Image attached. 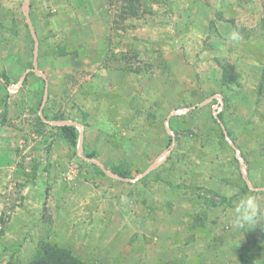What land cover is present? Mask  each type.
I'll use <instances>...</instances> for the list:
<instances>
[{"label":"rangeland","instance_id":"1","mask_svg":"<svg viewBox=\"0 0 264 264\" xmlns=\"http://www.w3.org/2000/svg\"><path fill=\"white\" fill-rule=\"evenodd\" d=\"M134 1L0 0V264L41 240L98 264L188 242L206 264L219 247L260 264L264 220L231 210L264 203V0ZM92 149L130 177L96 173Z\"/></svg>","mask_w":264,"mask_h":264},{"label":"trees","instance_id":"2","mask_svg":"<svg viewBox=\"0 0 264 264\" xmlns=\"http://www.w3.org/2000/svg\"><path fill=\"white\" fill-rule=\"evenodd\" d=\"M131 2H135L134 0H130ZM127 14H133L134 16L138 14V9L134 5H130V9H127ZM225 67V66H224ZM224 69V79L228 78V68L225 67ZM6 83H9L7 77H3ZM262 83L259 86V89H262ZM61 135L67 139L70 144L77 145L78 137H79V130L75 125L64 124L57 126ZM224 135V134H223ZM226 136V135H225ZM172 139H170L169 143H171ZM92 155H95V153ZM113 172L116 173L118 176L123 178L130 177V171L125 167H113ZM245 179V178H244ZM246 187L249 189L247 181L245 179ZM226 200V199H225ZM211 202V201H209ZM231 204V201H229ZM212 203V202H211ZM217 203H212V205H216ZM198 217L196 220L198 222ZM7 264H23L21 262L9 261ZM25 264H98L97 262H90L84 260L83 258L76 255L70 248L65 246L59 245L57 243H53L49 240H41L39 241L35 254L33 255L32 259L29 260Z\"/></svg>","mask_w":264,"mask_h":264},{"label":"crops","instance_id":"3","mask_svg":"<svg viewBox=\"0 0 264 264\" xmlns=\"http://www.w3.org/2000/svg\"><path fill=\"white\" fill-rule=\"evenodd\" d=\"M35 58H38L36 55H35ZM42 61V60H41ZM42 75H44L45 76V73H43L42 72ZM47 85H48V82H47ZM46 90H47V87H46ZM81 138V137H80ZM118 148V147H117ZM94 154L95 153V155H90V156H92V157H94V158H88V160H90V161H92V163L93 164H98V166L96 167L97 168V170H96V173L98 172L99 174H105V176H109V175H111V176H109L111 179H113V180H116V179H123V180H125L124 178H122V177H120V176H118L117 174H115L113 171H112V168L114 167V166H112V165H110L109 163H106V162H104V163H101L100 161H98L97 160V158L99 157V152H97V150L96 149H92L91 151H90V153L89 154ZM95 157H96V159H95ZM110 169V170H109ZM116 178V179H115ZM179 232V231H178ZM179 242H174L173 244H172V246H174V245H176V244H178ZM194 243L195 242H188L187 244H181L180 243V245L179 246H175L176 248H175V250H178L179 251V249H181V252H179L180 253V256H177V257H175V259L174 260H167V262H156V264H175V262L176 261H181V264H206V260H205V258H206V255L205 254H200V257H199V260L197 261V259L195 258V257H189L188 256V254H187V252H188V250L189 249H191V247H192V245H194ZM67 247V246H66ZM116 247V246H115ZM68 248H70V247H68ZM108 248L111 250V249H113L114 247H109L108 246ZM71 249V248H70ZM139 251V253L137 254V257H136V263L135 264H146V263H143L144 262V257H143V255H144V253H143V249L142 248H140V249H133V250H131V251ZM96 251H98V250H96ZM215 251V250H214ZM218 251H220L219 253H218ZM233 251V250H232ZM216 252H217V254L214 256V257H212L215 261H216V264H224V262L222 261V259H223V257H224V254H223V249H222V247H219L218 249H216ZM215 253V252H214ZM121 256H125V254L124 253H122V255ZM120 256V257H121ZM199 256V255H198ZM97 257V254H95V256H94V258H96ZM197 257V256H196ZM97 259V258H96ZM95 259V260H96ZM194 259V263H190L192 260ZM258 261V260H257ZM96 262L98 263V259L96 260ZM193 262V261H192ZM256 262V261H255ZM260 264H264V254L260 257V261H258ZM257 262V263H258ZM230 264V263H229ZM231 264H234V263H231ZM255 264V263H254Z\"/></svg>","mask_w":264,"mask_h":264},{"label":"clouds","instance_id":"4","mask_svg":"<svg viewBox=\"0 0 264 264\" xmlns=\"http://www.w3.org/2000/svg\"><path fill=\"white\" fill-rule=\"evenodd\" d=\"M231 41H239L240 35L232 31L229 35ZM232 222L240 227L245 225L254 227L258 221L264 220V203L255 194L241 196L231 210Z\"/></svg>","mask_w":264,"mask_h":264},{"label":"water","instance_id":"5","mask_svg":"<svg viewBox=\"0 0 264 264\" xmlns=\"http://www.w3.org/2000/svg\"><path fill=\"white\" fill-rule=\"evenodd\" d=\"M29 7H30V6H29V3H28V5H27V8L29 9ZM62 124H65V123H64V122H62Z\"/></svg>","mask_w":264,"mask_h":264},{"label":"built area","instance_id":"6","mask_svg":"<svg viewBox=\"0 0 264 264\" xmlns=\"http://www.w3.org/2000/svg\"><path fill=\"white\" fill-rule=\"evenodd\" d=\"M221 100V99H220Z\"/></svg>","mask_w":264,"mask_h":264}]
</instances>
